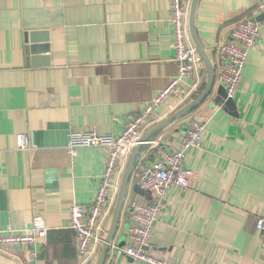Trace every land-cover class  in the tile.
I'll return each instance as SVG.
<instances>
[{"label": "crops", "instance_id": "crops-1", "mask_svg": "<svg viewBox=\"0 0 264 264\" xmlns=\"http://www.w3.org/2000/svg\"><path fill=\"white\" fill-rule=\"evenodd\" d=\"M263 0H199L196 28L216 70L219 45L231 26L260 12ZM171 0H0V223L30 226L46 219L48 234L32 257L22 245L0 247V264H81L77 236L69 225L73 202L88 205L104 168L105 150L67 147L73 130L119 134L126 122L178 74ZM250 50L232 109L214 101L215 91L195 110L160 130L177 147L187 117L205 121L203 144L189 150L191 187L151 190L129 182L113 241L130 242L134 199L161 206L150 249L167 264H264V21ZM41 31L27 52L26 32ZM192 98L208 80L204 63ZM216 84V85H217ZM172 94L156 111L161 120L180 108ZM27 132L30 148L16 135ZM147 146L143 145L142 150ZM116 199L107 220L110 226ZM95 253L86 264H97ZM105 264H137L110 248Z\"/></svg>", "mask_w": 264, "mask_h": 264}, {"label": "built area", "instance_id": "built-area-1", "mask_svg": "<svg viewBox=\"0 0 264 264\" xmlns=\"http://www.w3.org/2000/svg\"><path fill=\"white\" fill-rule=\"evenodd\" d=\"M190 3L191 0H171L178 74L171 78L167 86L129 118L119 134H100L89 129L73 130L69 135L67 147L72 152L85 145H99L105 150L104 168L92 201L88 205L73 202L70 207L69 225L76 232L81 264H86L99 251L105 240L107 220L120 187L128 156L135 145L143 142L147 148L142 150L136 159L130 176L131 181L145 190H153L159 194L171 187L181 190L191 187L194 170L187 166L186 159L190 149L202 146L205 121L194 116L187 117L185 131L177 147H168L160 138L154 136L142 140L144 133L158 120L155 118V111L172 94L177 95V105L181 107L189 102L198 88V80L189 83L186 88L182 85L188 78H194L204 63L189 31ZM260 27L257 20L242 19L231 26V39L219 45L222 67L218 80L226 86L229 96L236 93L243 81V69L250 50L259 39ZM16 138L18 147L30 148L31 140L27 132L17 133ZM129 209L130 242L121 247L112 241L111 248L122 250L137 264H167L165 258L150 249L155 223L161 214L160 204L134 199ZM256 228L264 237V212L257 216ZM48 229L46 219L42 216H36L30 226L22 228L3 226L0 223V247L26 246L30 255L36 257L39 252L38 244L47 236Z\"/></svg>", "mask_w": 264, "mask_h": 264}, {"label": "water", "instance_id": "water-1", "mask_svg": "<svg viewBox=\"0 0 264 264\" xmlns=\"http://www.w3.org/2000/svg\"><path fill=\"white\" fill-rule=\"evenodd\" d=\"M198 2L199 0H191V3H190L189 31H190L192 41L197 47L208 69V80H207L206 86L204 87V89L198 96L194 98L191 97L189 102H187L185 105L181 106L177 110L168 114L166 117L162 118L161 120L151 125L149 129L144 133L142 140H147L150 137H153L168 124L172 123L175 120L181 119L185 115L195 110L209 96H211V94L214 93L216 86L217 88L215 91L214 101L219 104H224L225 106L232 109L235 113L236 101L233 96L228 95L226 86L223 83H218V84L216 83L215 67L212 63L209 53L207 52V50L205 49V47L203 46L199 38L197 28H196V11L198 7ZM252 19L257 20V21H264V4L263 6L260 7V12L256 14ZM25 34H26V41L33 43V44H29L26 46L27 52L38 53L41 48L48 47V44H35L34 43L35 41H38L41 39V36H42L41 31L35 30L31 32H26ZM142 146H143V142H140L139 144L135 145L130 155L128 156L125 168L123 170L120 187L117 192L116 204L114 207L112 220H111L110 226L107 227V234H106L105 240L100 245V248L98 251L99 257H98L97 264H105L106 259L109 255L111 243L115 237V233L117 230L121 210L124 204L127 188L129 186L132 169L136 162V159L141 153ZM134 189L141 192L144 195L151 193V190H145L138 184L134 185ZM149 203L153 204L155 202L150 201Z\"/></svg>", "mask_w": 264, "mask_h": 264}, {"label": "rangeland", "instance_id": "rangeland-1", "mask_svg": "<svg viewBox=\"0 0 264 264\" xmlns=\"http://www.w3.org/2000/svg\"><path fill=\"white\" fill-rule=\"evenodd\" d=\"M203 65H204V63H203Z\"/></svg>", "mask_w": 264, "mask_h": 264}, {"label": "trees", "instance_id": "trees-1", "mask_svg": "<svg viewBox=\"0 0 264 264\" xmlns=\"http://www.w3.org/2000/svg\"><path fill=\"white\" fill-rule=\"evenodd\" d=\"M157 135V134H156Z\"/></svg>", "mask_w": 264, "mask_h": 264}]
</instances>
